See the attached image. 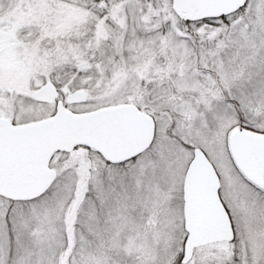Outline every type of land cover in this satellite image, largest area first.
Instances as JSON below:
<instances>
[{"label": "snow or ice", "instance_id": "6c2138e0", "mask_svg": "<svg viewBox=\"0 0 264 264\" xmlns=\"http://www.w3.org/2000/svg\"><path fill=\"white\" fill-rule=\"evenodd\" d=\"M0 264H264V0H0Z\"/></svg>", "mask_w": 264, "mask_h": 264}]
</instances>
